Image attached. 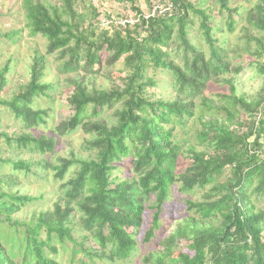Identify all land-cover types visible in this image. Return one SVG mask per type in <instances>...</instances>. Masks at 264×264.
I'll return each instance as SVG.
<instances>
[{"label":"trees","instance_id":"trees-1","mask_svg":"<svg viewBox=\"0 0 264 264\" xmlns=\"http://www.w3.org/2000/svg\"><path fill=\"white\" fill-rule=\"evenodd\" d=\"M111 1L128 4L133 18L139 16L137 22L96 33L99 16L90 4L83 7L85 0H57L54 5L44 0H20L24 28L30 37L45 41V51L44 55H33L28 82L8 99L2 93L9 68H0V108L7 109L26 131L44 125L46 111L33 110L32 104L50 90L42 79L46 57L54 55L56 72L69 75L66 82L72 89L66 98L71 116L55 132L62 136L80 129L89 137L86 149L94 154L86 159H58L52 168L55 179L62 180L71 167L76 168L75 175L64 184L62 198L52 209L28 222L13 221L11 215L34 198L19 191L0 190V227H21V238L0 235V264H58L51 257L58 252L54 245L64 248L67 242L76 246L74 255L81 253L88 261H125L136 251L134 236L142 226L145 209L153 213L143 243L159 231L161 208L174 186L183 195L196 188L207 189L199 201L184 202L192 216L175 226L163 240L161 252L143 256L139 264H264V208L258 209L252 203H264V62H255L263 78L259 98L246 101L234 96L230 87L231 103L220 108L226 119H200L196 146L202 150L189 147L182 152L175 128L166 125H182L192 118L194 101L202 99L208 83L230 71L225 51L213 38L210 16L188 0H168V11L145 20L141 17L144 13L132 7L135 0ZM212 1L221 11L233 12L227 0ZM86 9L88 17L83 14ZM189 12L199 19L209 59L187 38L192 25ZM120 17L124 20L128 16ZM244 22L241 53L258 61L264 56V0L245 12ZM232 28L229 22L228 31ZM173 44L183 52L181 66L170 59L166 50ZM119 61L123 65V70L117 72L121 87H89L93 76L107 75L104 71ZM147 69L169 74L177 92L174 100L148 99L146 89L153 88L155 82L146 76ZM200 106L207 110L204 100ZM105 108L113 110L111 124L98 117ZM0 139L40 155L52 153L55 146L52 138L29 132L11 137L0 132ZM183 153L188 162L184 171L176 174L177 160L184 157ZM125 158H131L132 177L118 180L112 177V171ZM2 163H10L13 170L30 169L29 164L20 161L0 160ZM226 171L225 178L215 182ZM76 216L81 231L89 235L97 249L85 246L86 237H81L79 243L74 241ZM179 238L189 242L191 257L178 254L171 258L172 246Z\"/></svg>","mask_w":264,"mask_h":264},{"label":"rangeland","instance_id":"rangeland-1","mask_svg":"<svg viewBox=\"0 0 264 264\" xmlns=\"http://www.w3.org/2000/svg\"><path fill=\"white\" fill-rule=\"evenodd\" d=\"M48 5L57 4V0H44ZM194 7L204 11L210 16L209 24L212 27V35L216 40V46L222 48L230 64V71L223 74L222 77L210 81L203 93L201 100H204L206 108L200 106L201 100H195L193 109V117L186 119L182 125H166L167 128L172 126L175 128V139L179 141L182 152H186L189 147H195L198 151L202 147L196 145V134L199 130L200 119H218L224 121L226 113L220 108H225L231 103L230 87L233 88V94L236 97H242L246 101L257 100L263 87V78L258 74L255 64H262L264 56L255 61L248 55L243 56L241 53L244 41L240 39L241 30L245 26L244 14L260 0H227V7L233 10L232 13L221 11L218 4L212 0H188ZM90 4L96 9L99 18L97 25L95 24V32L99 30H111L113 28L122 29L119 26V20L122 16H128L124 20H133V11L128 4H117L111 0H85L83 7ZM159 6L160 10L168 8V0H135L132 7L137 8L139 12L149 13L154 6ZM82 8V6H80ZM81 12V9H79ZM235 11V12H234ZM88 17V9L83 11ZM105 16H108L107 19ZM189 19L192 21L191 27L188 29L187 38L189 42L198 50L202 51L206 59L208 57V48L204 44L201 32L199 30V19L197 16L189 12ZM233 23L232 31H228V23ZM130 24V23H129ZM132 25V24H130ZM14 33V34H13ZM255 31L252 34L255 35ZM9 36V37H8ZM254 48V46L251 44ZM167 52L177 65H182V50L176 45H170ZM45 41L36 36L30 37L28 31L24 28L23 14L20 9V0H0V68L7 66L9 72L6 75L7 85L2 97L8 99L10 94L17 91V88L28 82V72L31 65V59L35 53L44 55ZM241 56V58L239 57ZM55 56L46 57V70L42 82L50 86V90L45 95L39 96L32 104L33 110H44L47 113L44 125L26 131L21 123L14 119L5 108H0V132H4L9 137L21 133L29 132L33 136H45L55 141L54 151L52 153L38 154L28 149H19L14 144H6L0 139V160L10 162H23L30 165L28 172L23 170H13L10 163L0 164V190L3 192L19 191L21 195L34 198L19 209L18 212L11 215L13 221L28 222L33 216L39 213L50 211L55 202L62 198L64 184L74 177L76 168L71 167L64 175L62 180L54 178L52 168L57 164L59 158H69L73 156L78 159H86L94 153L86 149L85 141L89 139L80 129H76L66 135L59 136L55 130L64 121L71 116V110L67 105L66 98L72 89L66 82L69 75H58L55 70ZM256 62V63H255ZM123 70L122 61H119L113 67L105 70L107 75L103 73L101 76H93L89 83L96 89L108 90L112 86L121 87L120 76L117 72ZM83 75V73H82ZM123 73L122 77L123 78ZM146 76L155 82L153 88L146 89V96L150 101L162 100L172 101L176 96V90L171 85V77L165 71L147 69ZM118 108V106H116ZM264 111V106L263 110ZM112 109H103L99 118L108 124L113 123ZM241 115V114H240ZM92 114L88 113V117ZM242 121L244 117L240 116ZM96 119L97 117H93ZM184 154V153H183ZM46 162V163H45ZM188 162L187 155L177 160L176 174H180L186 168ZM227 171L215 182H221ZM112 177L118 180H125L132 177L131 158L122 159L115 164V170L112 171ZM207 189H194L188 194H180L177 187L174 186L169 191V196L161 208L160 229L154 233L153 238L147 243H143L145 232L149 228L151 215L153 211L145 209L143 213V223L140 229L135 233L136 251L127 260L115 263L92 259L86 260L81 253H72L75 245L66 243L64 248L58 244L54 245L58 252L56 256H51L58 264H139V260L149 254L162 251V242L174 230L175 226L188 216H192L186 210L184 202L199 201L201 194ZM258 209L264 208L261 200L252 201ZM72 237L76 243L81 242V237H86L85 246L97 249L86 232L81 231L78 216L73 219ZM15 231V232H14ZM128 233L131 230L127 231ZM0 235L9 238H21V227L16 229L0 227ZM43 235V234H42ZM41 237L43 238V236ZM262 241L264 242V231L262 233ZM189 242L184 238L176 239L172 246L171 258L175 259L178 254L192 256V252L188 248ZM17 253V250L15 251Z\"/></svg>","mask_w":264,"mask_h":264},{"label":"built area","instance_id":"built-area-1","mask_svg":"<svg viewBox=\"0 0 264 264\" xmlns=\"http://www.w3.org/2000/svg\"><path fill=\"white\" fill-rule=\"evenodd\" d=\"M168 10H169V7L160 10V7L157 5V6L152 7V9L150 10L149 13H144L141 17H143V19L146 20L148 17H153L155 14H162L165 11H168ZM132 19L133 20H123V21L120 22V25H122V26L124 24H128V25L132 24V25H134L137 22V19H139V16H138L137 19H134V18H132Z\"/></svg>","mask_w":264,"mask_h":264}]
</instances>
